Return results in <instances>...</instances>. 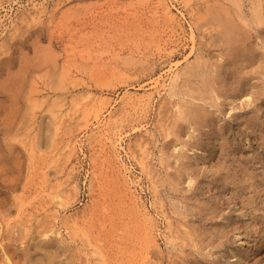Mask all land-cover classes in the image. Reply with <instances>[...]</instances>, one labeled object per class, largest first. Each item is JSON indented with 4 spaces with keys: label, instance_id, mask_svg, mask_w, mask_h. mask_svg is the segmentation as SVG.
<instances>
[{
    "label": "rangeland",
    "instance_id": "rangeland-1",
    "mask_svg": "<svg viewBox=\"0 0 264 264\" xmlns=\"http://www.w3.org/2000/svg\"><path fill=\"white\" fill-rule=\"evenodd\" d=\"M233 1L0 0V240H19L0 258L264 264V24ZM222 12L249 41L227 37Z\"/></svg>",
    "mask_w": 264,
    "mask_h": 264
},
{
    "label": "bare ground",
    "instance_id": "bare-ground-1",
    "mask_svg": "<svg viewBox=\"0 0 264 264\" xmlns=\"http://www.w3.org/2000/svg\"><path fill=\"white\" fill-rule=\"evenodd\" d=\"M238 1H240V0H238ZM233 2H235V0H234ZM236 2H237V1H236ZM253 2H254L253 4L255 5V6L253 5V6L255 7V8H253V9H255V11H253V12L256 13L255 17L257 18L258 21L262 22V23L260 24V25H262V24H264V22H263V21H264V8H263L264 3H263L262 0H253ZM237 4H238L237 7H239L240 4H239V3H237ZM241 4H242V2H241ZM235 5H236V4H235ZM163 7H164V6H163ZM240 7H241V6H240ZM162 9H163V8H162ZM167 9H168V7L166 6L165 11H164V12H166V15L169 13L168 11L170 10V9H169V10H167ZM227 9H228V7H227ZM163 10H164V9H163ZM228 11H230V10L228 9ZM228 11H227V13H228ZM223 13H224V12H222V14H223ZM225 13H226V12H225ZM225 13H224V14H225ZM222 14H221V15H222ZM224 14L222 15V17L224 16ZM229 14H230V13H228V15H229ZM168 16H169V18H170L171 15L169 14ZM168 16H167V17H168ZM229 16H230V15H229ZM219 17H221V16H219ZM222 17H221V18H222ZM230 17L232 18V16H230ZM230 17L227 18L226 15H225V18L223 17V18H224V19H223V22H222L223 24L221 25V26L225 27V29L227 30V32L225 31L226 33L229 34L227 37L230 36V38L233 40L232 42H234L236 45L239 44V43H241V42H243V41H247V39H248V41H249V38L251 37V36H249L250 34L248 35L249 32H248L247 34H245L244 32H242L243 29H241V26L239 27V28H240V29H239V28L237 27V24H236V25L234 24V21H233L234 19L231 20V19H229ZM169 18H167V19H169ZM214 18H215V17H214ZM226 18H227V19H226ZM172 19H173V18H172ZM219 19H220V18H219ZM221 20H222V19H221ZM221 20H220V22H221ZM255 20H256V19H255ZM258 21H257V22H258ZM254 22H255V21H254ZM255 23H256V22H255ZM258 24H259V23H258ZM258 24H257V25H258ZM223 27H222V28H223ZM222 30H224V28H223ZM244 30H246V29H244ZM245 32H246V31H245ZM223 34H224V32H223ZM18 35H19V34H18ZM246 35H248L249 38H248ZM15 36H17V35H15ZM224 36H225V35H224ZM245 36L247 37L246 39H245ZM11 38H12V37H11ZM230 38H229V39H230ZM229 39H227V40L230 41V43H231V40H229ZM228 43H229V42H228ZM230 43H229V44H230ZM247 43H248V42H246V44H247ZM235 44H233V45H235ZM241 44H242V43H241ZM244 44H245V42H244ZM246 44H245V45H246ZM236 45H235V46H236ZM245 45H244V46H245ZM247 45H248V44H247ZM3 46H4V45H3ZM235 46H234L233 48H237L239 45L236 46V47H235ZM241 46H242V45H241ZM244 46H243V47H244ZM243 47H242L241 49H243ZM233 48H232V49H233ZM246 48H247V47H245V49H246ZM245 49H244V51H245ZM248 49H249V48H248ZM6 50H7V49L4 48V50H3L2 52H4V51L6 52ZM246 50H247V49H246ZM249 50H250V49H249ZM236 51H237V50H236ZM241 51H242V50H241ZM7 52H8V51H7ZM232 52H234V51H232ZM239 52H240V50H239L237 53L239 54ZM245 52H246V51H245ZM1 54H2V53H1ZM3 54H6V53H3ZM233 54H234V53H233ZM242 54H243V53H242ZM235 55H237V54L235 53ZM240 55H241V52H240ZM240 55H238V56H240ZM0 56H1V55H0ZM11 56H12V55H11ZM11 56H10V57H6L7 59L2 58V57H3V56H2L0 59H3V60L8 61V60H9L8 58L11 59ZM244 56H245V54H244ZM244 56H242V57H244ZM9 61H10V60H9ZM10 63H11V62H9V64H8V63H7V64L10 65ZM13 63H14V62H13ZM1 64L4 65V64H6V63H2V60H1ZM8 65H7V66H6V65L3 66V67H5V68L7 69V72L10 71V70L12 69V68L9 69ZM11 65H12V64H11ZM11 65H10V66H11ZM201 66H202V65H201ZM22 67H23V66H21V69H22L21 72L23 71V68H22ZM1 68H2V67H1ZM2 69H4V68H2ZM8 69H9V70H8ZM175 69H176V68H175ZM177 69H178V68H177ZM200 69H201V68H200ZM204 69H205V68H204ZM24 70H25V69H24ZM173 70H174V68H173ZM19 71H20V66H19ZM19 71H18V73H19ZM27 71H28V70H27ZM4 72H6V71L1 70V71H0V75H2ZM25 72H26V71H25ZM169 72H170V71H169ZM171 72H172V75L169 77V78H170V82L164 86V89L162 88L165 92H168L169 94H172V90L174 89V84H175V82L177 81V78H178V73H176L175 71H171ZM6 74H7V73H6ZM8 74H9V72H8ZM14 74H15V73H14ZM22 74H23V72H22ZM9 75H10V74H9ZM11 75H12V74H11ZM23 75H24V74H23ZM23 75H20V74L17 75V74H16V76H15V75L12 76V78H13V77L16 78V79L14 78V80H13V79L11 78V76H10V78H11L10 82L12 83V81H15L14 83H16V80L19 81L20 77L23 76ZM6 76H7V75H6ZM17 76H19V77H18L19 79H17ZM169 78H168V79H169ZM5 79L7 80L8 78H4V80H3L4 82H5ZM3 81H2V83H3ZM7 81H8V80H7ZM159 82H160L159 80H155L154 83H153V84H154V85H153V88H157ZM20 83H21V79H20ZM176 83H177V82H176ZM4 84H6V82H5ZM16 84H18V82H17ZM164 84H165V83H164ZM6 85L8 86V82H7ZM18 85H19V84H18ZM18 85H17V86H18ZM2 86H3V85H2ZM9 86H10V84H9ZM3 87L6 88L5 86H3ZM11 87H12V86H11ZM20 87H21V86H20ZM7 88H9V87H7ZM7 88H6V89H7ZM18 89H19V88H18ZM175 89H176V88H175ZM20 90H21V89H20ZM20 90H19V91H20ZM173 91H174V90H173ZM17 92H18V90H17ZM10 93L14 95L13 91L10 92ZM11 94L9 95V93H7V96L9 95V97H10ZM173 94L175 95V93H173ZM173 94H172V95H173ZM9 97H8V98H9ZM15 97H16V99H18L17 96H15ZM8 98H7V99H8ZM13 98H14V96H13L11 99H13ZM9 99H10V98H9ZM9 99H8V100H9ZM147 99H148V98H146V97H132V96H128L127 98H125V101H127V104H129L130 109H132L133 111H137V110H138V107L142 109V107L146 106ZM13 100H14V99H13ZM99 100H100V99H99ZM102 100H103V99H101L100 101L102 102ZM17 101H18V100H17ZM96 101H98V100H96ZM96 101H95V102H96ZM103 101H104V100H103ZM11 102H12V100H11ZM18 102H19V101H18ZM53 102H54V101H53ZM53 102H52V103H53ZM101 102H98V105H99V103H101ZM57 103H58V102H56L55 104L58 105ZM102 103H103V102H102ZM102 103H101V106H102ZM93 104H95V103H93ZM96 104H97V103H96ZM148 104H149V103H148ZM1 105H2V104H1ZM56 105L53 106V107H57ZM98 105H97V106H98ZM93 106H94V105H93ZM6 107H7V105H6ZM145 108H146V107H145ZM92 109H93V107H92ZM96 109H97V108H96ZM96 109H93V110H94L93 112H94V114H95L97 117H96L94 114H93V115H94L96 118H98V116H100L99 114L101 113V112H100V111H101L100 106H99V109H100V110H99V109L96 110ZM141 109H140V110H141ZM3 110H6V108L4 109V107H3ZM180 110H181V108L179 109V111H180ZM55 111H56V109H55ZM4 112H6V111H4ZM180 112L182 113V111H180ZM53 113H54V111H53ZM91 113H92V111H91ZM3 114H4V113H3ZM56 114H57V112H56ZM89 114H90V112H89ZM135 114H136V113H135ZM93 115H92V116H93ZM53 116H54V115H53ZM86 120H87V119H86ZM87 122H88V121H87ZM107 125H108V124H107ZM107 125H105V123L102 125V127H104V128L102 129L101 135H103L104 137H106V139H107L108 141H110V143H112L113 145H115V146H119V147H120V144H121V143H120V141H121L120 134H119L117 131H115V130H113L114 132L112 131V133L109 132V131H111V130H109L108 128L106 129V126H107ZM7 126H8V125H7ZM4 127H5V124H4ZM4 127H3V128H4ZM107 127H108V126H107ZM116 129H117V127H116ZM6 131H8V130H6V128H5V132H4V131H3V132L6 133ZM167 131H168V130H167ZM169 132H170V131H168L167 135H169ZM2 134H3V133H2ZM7 134H8V133H7ZM7 134H6V137H7ZM3 135H4V134H3ZM4 138H5V136H4ZM5 139H6V138H5ZM101 141H102V140H101ZM5 142H6V141H5ZM2 143H3V142H2ZM100 143H101V142H100ZM7 144L9 145V142H8ZM70 144H71V142L68 141V145H67L68 148L71 147V146H69ZM1 145H2V144H1ZM5 145H6V144H4V147L0 148V152H2L1 150H2L3 148H5ZM32 145H33V143H32ZM32 145H31V146H32ZM100 145H102V144H100ZM34 146H35V144H34ZM111 146H112V145H111ZM115 146H113V148H114ZM0 147H1V146H0ZM10 148H11V147H10ZM10 148H9V149H10ZM12 148H13V147H12ZM32 148H33V146H32ZM32 148H31V149H32ZM71 148H72V147H71ZM102 148H104V147H102ZM120 148H121V147H120ZM6 149H8V148H6ZM73 149H74V148H73ZM104 149H105V148H104ZM34 150H35V148H34ZM34 150H32L31 155H32V153L34 154V152H35ZM69 150H70V149H69ZM115 150H116V148H115ZM117 150H118V149H117ZM4 151H5V150H4ZM29 151H31V150L29 149ZM33 151H34V152H33ZM11 152H13V151H11ZM69 152H70V151H69ZM71 152H72V151H71ZM35 153H36V152H35ZM0 154H1V153H0ZM5 154H6V153H5ZM12 154H13V153H12ZM69 154H70V153H69ZM6 155H7V154H6ZM10 155H11V154H10ZM31 155H30V156H31ZM4 156H5V155H4ZM4 156L2 155V157L4 158V161L6 160V162H7V160H9L10 156L7 155V156H8V159H7V156H6V157H4ZM16 156H17V155H16ZM33 156H35V155H32V157H33ZM11 157H12V156H11ZM5 158H6V159H5ZM142 159H143V158H142ZM10 160L12 161L11 158H10ZM0 161L3 163L2 158H1ZM140 161H141V160H140ZM1 162H0V164H1ZM141 162H142V161H141ZM10 163H11V162H10ZM7 164H9V162H8ZM140 164H141V163H140ZM142 164H144V163L142 162ZM9 165H10V164H9ZM7 166H8V165H7ZM2 167H3V166H2ZM10 167H11V166H10ZM144 167H145V166L142 165L141 170H142V169L144 170V169H145ZM4 169H6V167L3 168V170H4ZM7 169H8V167H7ZM6 171H7V170H6ZM6 171H4V172H6ZM5 175H6V173H5ZM124 180H125V179H124ZM188 180H189V181H192L193 179H192V178L190 179V177H189ZM189 181H188V182H189ZM127 182H128V181H127ZM127 184H128V183H127ZM189 184H190V183H189ZM1 185H2V184H1ZM1 185H0V187H1ZM8 185H9L8 187L6 186L7 188L11 187L10 184H8ZM12 185H13V184H12ZM15 186H16V184H15ZM126 186H127V185H126ZM1 188H2V187H1ZM11 188H12V187H11ZM11 188H10L9 190H11ZM127 192H128V191H127ZM126 195H127V194H126ZM128 196H129V195H128ZM58 197H59V196H58ZM58 197H57V198H58ZM129 197H130V196H129ZM131 197H132V196H131ZM132 198H133V197H132ZM130 199H131V198H130ZM132 200H133V199H132ZM132 203H133V204H136V201L133 200ZM59 205H60V204H59ZM61 205H62V204H61ZM19 210H22V209L20 208ZM23 211H24V210H23ZM23 211H21V212H23ZM137 212H138V211H137ZM140 212H141V211H140ZM145 212H146V211H145ZM138 213H139V212H138ZM138 213H137V214H138ZM143 213H144V212L142 211V214L139 213L138 216H139V217L142 216L143 219H145V221L148 222V223H146V224L151 225V224L153 223V222H152V223H151V222L149 223V221H153V220L150 219V218H152V217H149V216H151V215H148L147 213H144V214H143ZM140 214H141V215H140ZM27 216H28V215H27ZM27 216H25V217H27ZM23 221L25 222L26 220L23 218ZM23 221H22V222H23ZM6 222H7V221H6ZM26 223H27V221H26ZM26 223H20V228L22 229L21 224L24 225V224H26ZM144 224H145V223H144ZM23 225H22V226H23ZM1 226H2V225H1ZM24 226H25V225H24ZM24 226H23V227H24ZM145 226H146V225H145ZM7 227H9V226L7 225L5 228H7ZM12 227H13V225H12ZM14 227H19V226H18V223H17V226L14 224ZM150 227H152V226H150ZM2 228H3V227H2ZM20 228H18L19 231L17 230V231H18V234H19V232H20V234H21V231H22V230H20ZM30 228H31V227H29V229H30ZM37 228H38V227H37ZM44 228H45V227H44ZM44 228H43V229H44ZM146 228H147L148 231L150 232L151 229H150L148 226H147ZM0 229H1V228H0ZM45 229H46V228H45ZM7 230H8V228H7ZM14 230H15V229H14ZM25 230H27V228H24L23 231H22V233H23ZM37 230H38V229H37ZM41 230H42V229H41ZM41 230H40V231H39V230L37 231V232H40V233H39V234H40V237H42V236L45 237V236H46V237L49 238V239H52V238H53V237H52V238L48 237V235H47L48 232H45V233H42V234H41ZM46 230H47V229H46ZM48 230H49V231L52 233V235H53V233H54V232H53V228H52L51 230H50V228H48ZM48 230H47V231H48ZM152 230H153V229H152ZM152 230H151V231H152ZM5 231H6V229H5ZM148 231H147V232H148ZM153 231H154V230H153ZM1 232H2V231H1ZM1 232H0V235H1ZM28 232H29V231H28ZM42 232H43V230H42ZM50 232H49V233H50ZM55 232H56V231H55ZM57 232H58V234H59V231H57ZM57 232H56V233H57ZM3 233H4V231H3ZM5 233H6V234H9L8 231L5 232ZM24 233H27V231L24 232ZM24 233H23V234H24ZM51 233H50V235H51ZM150 233H151V232H150ZM152 233H153V232H152ZM6 234H5V235H6ZM20 234H19V237H20L21 235H22V237H23V234H21V235H20ZM54 234H55V233H54ZM60 234H61V233H60ZM5 235H4V238H5ZM50 235H49V236H50ZM168 235H169V234H168ZM2 237H3V235H2ZM9 237L11 238L12 236H10V234L8 235V237L6 236V239L8 238V241H9V242H10L11 239H13V240L15 239V238H13V237L10 239ZM19 237H18V238H19ZM22 237H21V238H22ZM38 237H39V235H38ZM40 237H39V238H40ZM0 238H1V237H0ZM21 238H20V239H21ZM29 238H30V237H29ZM29 238H28V239H29ZM42 238H43V237H42ZM47 238H46V241H47V242H50V240H47ZM170 238H171V235H170ZM9 239H10V240H9ZM28 239H27V240H28ZM1 240L4 241V239H1ZM1 240H0V244H1L0 247H3V248H4V247H7L6 245L9 246V244H10V245L13 244V243H12V242H13L12 240H11V241H12L11 243H9L8 241H6V242L4 241V244H5V243H6V244H5V245L3 244V246H2V242H1ZM15 240H16V239H15ZM15 240H14V241H15ZM30 240H31V239H30ZM16 241H19V240H16ZM32 241H33V239H32ZM46 241H45V242H46ZM51 241H52V240H51ZM7 242H8L9 244H8ZM24 242H25V241H24ZM45 242H43V243H44L43 247H44L45 245L49 244V243L46 244ZM52 242H53V244H52ZM52 242H50V243H51L52 245H54V242H55V241L53 240ZM14 243H15V242H14ZM21 243H22V241H21ZM30 243H31V242H30ZM22 244H23V243H22ZM25 244H26V243H25ZM25 244H23V245H25ZM52 245H51V247H52ZM195 245H196V244H195ZM14 246H15V244H14ZM25 246H26V245H25ZM36 246H37V245H36ZM38 246H39V245H38ZM196 246H197V245H196ZM43 247H41V248H39V249H42V250H43ZM45 247H46V246H45ZM16 248H18V247H16ZM47 248H49V246H47ZM47 248H46V249H47ZM6 249H8V248H6ZM10 249H11V248H10ZM22 249H23V248H22ZM46 249H44V250L47 251ZM1 250H2V248H1ZM52 250H53V249H52ZM8 251H9V249L7 250V253H8ZM3 252H4V251H2V253H3ZM14 252H15V251H14ZM14 252H13V254H14ZM48 252H49V251H48ZM4 253H5V252H4ZM9 253H10V251H9ZM49 253H51V250H50ZM49 253H48V254H49ZM51 254H52V253H51ZM51 254L48 255V256H45V255H44V257H45V258L47 257V258L44 259V261H42V259H41V262H39V261H38V258H37L36 262H39V264H54V262H55V260H54V256H56V255L53 256V254H56V253H53L52 255H51ZM2 255H3V254H2ZM10 255H11V253H10ZM46 255H47V252H46ZM5 256H6V255L4 254V256H2V258H4ZM146 257H147V256H146ZM146 257H145V258H146ZM2 258H0V259H2ZM27 258H28V257H27ZM143 258H144V257H143ZM13 259H14V257H13ZM13 259H12V260H13ZM12 260L10 259V257H8V254H7V256L5 257V259H3L4 264H15L16 261L13 263L14 260H13V261H12ZM39 260H40V258H39ZM28 261H30V259H29ZM1 262H2V260H1ZM70 262H72V261H70ZM73 262H74V261H73ZM17 263H18V262H17ZM17 263H16V264H17ZM34 263H35V262H34ZM2 264H3V262H2ZM18 264H19V263H18ZM37 264H38V263H37Z\"/></svg>",
    "mask_w": 264,
    "mask_h": 264
}]
</instances>
